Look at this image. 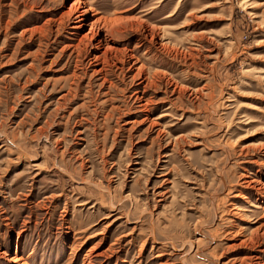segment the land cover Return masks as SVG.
<instances>
[{
    "label": "rangeland",
    "instance_id": "obj_1",
    "mask_svg": "<svg viewBox=\"0 0 264 264\" xmlns=\"http://www.w3.org/2000/svg\"><path fill=\"white\" fill-rule=\"evenodd\" d=\"M263 223L264 0H0V264H264Z\"/></svg>",
    "mask_w": 264,
    "mask_h": 264
},
{
    "label": "bare ground",
    "instance_id": "obj_2",
    "mask_svg": "<svg viewBox=\"0 0 264 264\" xmlns=\"http://www.w3.org/2000/svg\"><path fill=\"white\" fill-rule=\"evenodd\" d=\"M83 10V9H82ZM93 11L90 7H87V8H85V10H83L82 11V14H80L79 15V17H80V20H82V19H84L85 18V16L87 15V13H88V11ZM91 13V12H90ZM93 14H91L92 16L95 14V12H92ZM78 15V14H77ZM100 21V18L99 17H97V18H94L93 20H92V24L93 25H95L96 23H98ZM91 25V24H90ZM243 195V194H242ZM261 225V224H260ZM262 225H264V223L262 224ZM263 228H264V226H263ZM18 260V258H16V257H12L11 258V261L12 262H16Z\"/></svg>",
    "mask_w": 264,
    "mask_h": 264
}]
</instances>
